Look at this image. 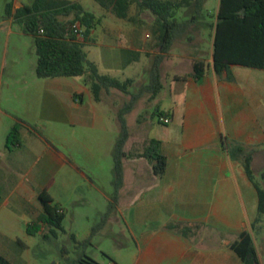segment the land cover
Returning <instances> with one entry per match:
<instances>
[{
	"label": "crops",
	"instance_id": "obj_1",
	"mask_svg": "<svg viewBox=\"0 0 264 264\" xmlns=\"http://www.w3.org/2000/svg\"><path fill=\"white\" fill-rule=\"evenodd\" d=\"M31 1L8 2L13 4L12 16L0 28L8 32L7 37L18 28L19 36L30 38L36 54L33 36L13 17ZM69 1L82 5V0ZM219 7L220 0L203 1L201 18L174 40L161 64L162 89L155 95L144 94L126 116L129 138L124 147L123 183L104 228L110 224L124 227L123 236L129 242L118 244L111 254L103 252L106 246L103 251L99 248L103 258L94 259L99 264H243L231 245L243 231L251 230L258 214L257 191L246 174L244 159L251 156L254 175L264 171V70L231 66V80L227 74L219 77L215 73L214 26ZM171 12L170 20H189L196 12L195 0ZM108 14L114 16L105 11L99 26L79 39L85 52V45L94 44V38H100L106 48L160 49L163 21L151 11L133 6L126 24L105 21ZM209 45L208 53L188 56L178 52ZM195 60L207 65L199 81L193 77ZM90 61L100 74L116 79L114 71L126 64L110 53L103 63ZM36 66L37 55L34 70L18 77L13 90L10 86L2 89V85L0 89V102L5 97L16 104L0 106V212L9 208L7 221L24 213L36 219L42 212L39 194L46 191L53 199L51 189L61 176L66 178L65 187L81 183L98 195L102 218L116 192L114 149L121 130L118 101L124 105L130 95L103 90L97 101L87 75L43 79L37 76ZM181 66H186V72H174ZM167 69L168 95L164 93ZM149 83L150 75L141 87ZM161 112L171 123L158 122ZM154 118L156 123L150 121ZM41 122L54 129L48 140L32 128ZM16 124H22L21 144L9 150L7 136ZM151 141H158V151L167 159L161 176L154 173L146 156ZM178 223L190 229L187 234L170 228ZM4 237L0 231V240ZM0 254L4 255L1 245Z\"/></svg>",
	"mask_w": 264,
	"mask_h": 264
},
{
	"label": "trees",
	"instance_id": "obj_2",
	"mask_svg": "<svg viewBox=\"0 0 264 264\" xmlns=\"http://www.w3.org/2000/svg\"><path fill=\"white\" fill-rule=\"evenodd\" d=\"M104 10L112 13L116 18L130 21V9L149 10L158 21H163L161 54L158 55L150 69V83L141 87L137 93H130L129 87L133 80L122 82L109 75L99 73L97 66L88 59L84 45L80 38H87L91 29L100 19L94 13L85 11L79 2L69 0H32L13 15L14 21L24 26V31L32 35L36 45L37 66L36 74L39 78L82 77L87 75L91 82L94 98L100 100L103 90L117 89L127 95L130 100L119 110L120 137L114 149V174L116 192L113 201L103 217L104 225L117 201L118 190L122 186L124 176L123 159L126 154L124 147L129 138L126 116L133 110L137 100L146 93L157 94L163 87L161 64L169 54L174 40L183 35L187 29L202 16L204 0H195L196 12L189 20L178 22L172 18V10L189 2L182 0L181 4L161 0H95ZM13 4L7 5V17L12 16ZM170 20V21H169ZM79 24L83 29L82 36L72 31V25ZM213 66L215 73L222 77L227 74L231 80V66H243L264 70V0H220L217 22L214 26ZM206 62L195 60L193 77L199 81L206 72ZM159 115H165L161 112ZM22 124L12 127L7 136L6 147L12 150L21 144L20 129ZM34 130V129H33ZM35 131V130H34ZM36 132V131H35ZM158 141H151L146 156L153 163L156 175H163L167 167V159L157 148ZM246 174L258 195V214L251 225L250 231H243L231 249L238 255L243 264H263L256 245L255 234L260 232L264 218V187L256 181L252 169V158L244 159ZM264 178V173L262 174ZM42 212L36 222L28 225L27 232L35 234L42 226H52L62 229L65 213L53 205L50 194L43 191L39 194ZM172 229L182 230L184 234L190 230L180 223L170 226ZM84 264H99L90 257L80 260ZM0 264H13L0 254Z\"/></svg>",
	"mask_w": 264,
	"mask_h": 264
},
{
	"label": "rangeland",
	"instance_id": "obj_3",
	"mask_svg": "<svg viewBox=\"0 0 264 264\" xmlns=\"http://www.w3.org/2000/svg\"><path fill=\"white\" fill-rule=\"evenodd\" d=\"M12 1L0 0V25L7 17L6 4ZM81 2L84 8L88 12L94 13L98 19L106 11L95 0H82ZM134 8L138 9L137 6H134ZM209 19L213 20L212 17ZM106 20L110 23H130L119 20L110 14L107 15V19L105 16ZM97 26H99V22ZM18 34V28H14L11 36L7 37L8 32H4L0 28V89L2 85V89L10 86L13 90L18 77L29 74L34 70L36 54L33 52V43L29 37L19 36ZM93 42L95 43L92 45H85L90 60L103 63L105 55L110 53L126 62L122 68L116 69L113 75L122 82L129 79L133 80L134 84L129 87L132 93H137L144 80L148 79L153 62L161 54L160 49L153 46L139 50H127L119 47L106 48L100 45L102 42L100 38H94ZM96 43L99 45H95ZM210 49L209 45L204 48L178 49V52L180 55L191 56L192 53L196 52L208 53ZM204 56L206 57L207 54ZM185 61L181 60V62ZM167 64V68H169L171 66L170 61ZM186 69V66H181L174 72L181 74L186 72ZM164 72L168 74L164 92L167 94L170 72L169 69ZM4 98L0 102L2 108L16 106L13 100L7 102ZM165 99H167V96H165ZM122 104L118 101L119 108H122ZM149 112L150 115L154 114L153 110L150 111L149 109ZM128 121L130 125V116ZM150 121L156 123L155 118L150 119ZM32 128L39 137H44L46 140L51 138L54 132L48 122H41ZM262 173H255V179L264 187ZM56 181V185L51 189V194L53 195V205L62 209L65 213L62 223L63 228L58 229L47 225L42 226L39 232L29 234L27 232L28 225L35 223L37 220L24 213V215L20 214L13 220L7 221L9 208L5 206L0 212V231L5 232L4 239L0 240L3 256L13 264H84L80 261L84 257L98 258L97 260L103 258L101 250H104V246L107 250L103 252L111 254L115 246L129 242L123 236L124 227L121 229L118 225L110 224L104 228L106 223L103 226L100 225L104 217L101 218L99 214L101 210L100 199L96 193L89 191L87 185L74 183L65 187L66 178L61 176L56 177ZM261 225V230L256 233L255 240L259 254L262 256L261 261L264 264V218Z\"/></svg>",
	"mask_w": 264,
	"mask_h": 264
},
{
	"label": "built area",
	"instance_id": "obj_4",
	"mask_svg": "<svg viewBox=\"0 0 264 264\" xmlns=\"http://www.w3.org/2000/svg\"><path fill=\"white\" fill-rule=\"evenodd\" d=\"M72 31L77 36H82L83 29L80 27L79 24L72 25ZM158 122L163 124V125H168L169 123H171V119H170V117H167L165 115H159L158 116Z\"/></svg>",
	"mask_w": 264,
	"mask_h": 264
}]
</instances>
